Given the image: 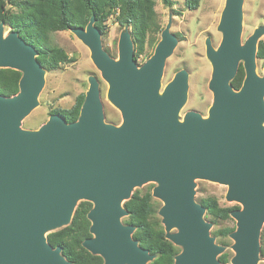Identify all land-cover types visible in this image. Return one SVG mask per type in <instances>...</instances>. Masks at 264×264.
<instances>
[{
	"label": "water",
	"instance_id": "1",
	"mask_svg": "<svg viewBox=\"0 0 264 264\" xmlns=\"http://www.w3.org/2000/svg\"><path fill=\"white\" fill-rule=\"evenodd\" d=\"M242 4L225 0L220 44L215 49L205 41L212 68L206 118L188 111L179 119L185 70L160 92L165 61L178 43L170 21L141 65L129 31L119 36L116 60L104 50L93 17L84 28L70 29L107 83L119 126L105 122L98 80L89 76L75 121L51 114L37 130L22 129L21 121L37 106L45 70L36 48L15 31L4 35L0 23V69L21 73L18 92L0 95V264H70L45 233L67 226L81 201L92 204L86 251L103 264L150 263L154 255L132 239L134 226L122 222L128 216L123 204L146 183L156 184L151 197L162 203L165 239L180 248L174 264H220L222 248L194 199L195 179L227 186L225 200L242 206L230 213L236 221L229 234L231 264H257L264 223V76L255 69L264 26L242 45ZM241 62L244 79L235 90L230 82Z\"/></svg>",
	"mask_w": 264,
	"mask_h": 264
},
{
	"label": "trees",
	"instance_id": "2",
	"mask_svg": "<svg viewBox=\"0 0 264 264\" xmlns=\"http://www.w3.org/2000/svg\"><path fill=\"white\" fill-rule=\"evenodd\" d=\"M167 3L166 0H163ZM200 0H184L186 10L198 9ZM13 9V10H12ZM93 17L101 35L105 34V23L114 17L119 26H128L134 42V59L143 54L146 45H152L160 31L156 20L153 0H0V23L5 29L15 31L27 44L36 48L37 61L46 71H53L73 62L52 38L56 32L72 28H84ZM264 19V11H263ZM257 59L264 67V43L258 42ZM21 73L12 69H0V95L11 97L18 92ZM244 79L240 65L230 82L237 90ZM84 94H79L69 109H55L51 114L62 116L67 123L77 119ZM153 199L149 192L134 191L123 204L128 216L122 222L133 225L132 239L154 255L149 264H174V257L180 249L165 239L160 220L156 217ZM205 209V217L211 222L230 219V213L237 207H221L213 197L199 201ZM92 204L81 201L75 208L70 223L57 231L47 234V242L53 247H61V255L70 264H103L101 257L92 255L82 247L90 238V222L87 213ZM231 229L220 231L223 236ZM216 235V233H214ZM264 257V249L260 250ZM221 264L227 262L226 255L218 257Z\"/></svg>",
	"mask_w": 264,
	"mask_h": 264
},
{
	"label": "rangeland",
	"instance_id": "3",
	"mask_svg": "<svg viewBox=\"0 0 264 264\" xmlns=\"http://www.w3.org/2000/svg\"><path fill=\"white\" fill-rule=\"evenodd\" d=\"M153 1L159 26L163 29L170 21V30L178 33V43L164 64L160 92L178 71L185 70L188 73V87L185 103L179 112V119L182 120L183 115L188 111L197 112L203 118H206L212 104V93L208 89L212 68L205 54V41L210 39L215 49L220 44L221 33L217 30V26L225 0H200L199 7L195 11L186 10L184 0H166L167 3H164L163 0ZM263 11L264 0H243L242 45L254 30L264 26ZM125 31H129V28L119 26L114 17H111L105 23V34L101 35V42L104 50L113 59L117 60L118 39L120 34ZM8 32L9 30L4 27V35ZM52 38L54 43L73 59V62L62 65L53 71L45 70L44 84L38 95L37 106L21 121V128L24 130H37L48 120L52 110L69 109L75 98L87 91L89 76H93L98 80L105 122L119 126L122 122L121 115L107 99L108 85L93 65L88 48L69 30L56 32L52 35ZM159 39L160 37L157 35L152 45L145 46L143 54L137 60L139 65L152 56ZM258 42L264 43V35L260 37ZM240 65L242 66V62ZM255 70L258 76H264V67L259 60L256 61ZM155 185L154 183H146L141 187L134 188L132 192H149L151 194ZM226 192L227 186L225 185L200 179L194 180V199L196 202L199 203L202 199L213 197L221 207L241 209L242 206L239 203L225 200ZM152 199L156 217L160 220L158 210L162 203L153 197ZM205 220L211 225L210 235L214 238V243L222 248V252L218 257L225 254L227 260L225 264H231V259L234 256L231 246L234 241L229 237V234L223 236L220 231L225 229L234 231L236 221L231 216L230 219L225 221L211 222L206 217ZM54 231H57V229L46 232L45 236ZM259 244L260 250L264 249V223L259 234ZM257 264H264V257L259 255Z\"/></svg>",
	"mask_w": 264,
	"mask_h": 264
},
{
	"label": "flooded vegetation",
	"instance_id": "4",
	"mask_svg": "<svg viewBox=\"0 0 264 264\" xmlns=\"http://www.w3.org/2000/svg\"><path fill=\"white\" fill-rule=\"evenodd\" d=\"M165 27H166V26H165ZM165 27H164L163 29L160 27V31H159V33H158L160 39H161V33H162V31L165 29ZM128 28H129V27H128ZM170 29H171V25H170V28H169V32H170L171 34H173V35L178 39V33H174V32H172ZM129 32H130V34H131V30H130V28H129ZM131 37H132V34H131ZM160 39H159V40H160Z\"/></svg>",
	"mask_w": 264,
	"mask_h": 264
}]
</instances>
